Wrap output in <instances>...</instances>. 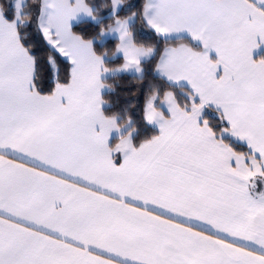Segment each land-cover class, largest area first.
I'll return each instance as SVG.
<instances>
[{
	"label": "snow or ice",
	"instance_id": "obj_1",
	"mask_svg": "<svg viewBox=\"0 0 264 264\" xmlns=\"http://www.w3.org/2000/svg\"><path fill=\"white\" fill-rule=\"evenodd\" d=\"M0 264H264V0H0Z\"/></svg>",
	"mask_w": 264,
	"mask_h": 264
},
{
	"label": "trees",
	"instance_id": "obj_2",
	"mask_svg": "<svg viewBox=\"0 0 264 264\" xmlns=\"http://www.w3.org/2000/svg\"><path fill=\"white\" fill-rule=\"evenodd\" d=\"M97 3L103 2V0H96ZM139 2V0H135ZM83 21L77 23L73 26V30L86 34L88 29L82 28L81 24ZM115 41L110 40L108 42V48L105 49L103 45H96L97 52L103 53L107 51L109 56L106 57V62L110 67L115 68L119 63L122 62V59L117 57L112 59V47L114 46ZM146 78L142 81L141 77L136 74L131 73H120V72H111L105 78L106 84L109 85V88H105L103 91V97L107 104L103 106L105 115H112L114 113H119L123 115L125 111L137 121V127L139 130V135L136 137L134 143L138 145L139 141L143 138L150 137L151 135L158 134V130L152 126H146L141 121V110L144 100V94L148 90L149 83H159L152 76L150 67L146 72ZM163 87V85H161ZM135 105V106H134ZM116 137L113 139L115 141Z\"/></svg>",
	"mask_w": 264,
	"mask_h": 264
},
{
	"label": "crops",
	"instance_id": "obj_3",
	"mask_svg": "<svg viewBox=\"0 0 264 264\" xmlns=\"http://www.w3.org/2000/svg\"><path fill=\"white\" fill-rule=\"evenodd\" d=\"M82 22V21H81ZM78 22H76V21H73V26L75 25V24H77ZM80 23V22H79ZM120 73H123V72H120ZM129 73H131V74H136L135 72H129ZM137 75V74H136ZM104 91V90H103ZM158 130V129H157ZM115 138V135H113V139Z\"/></svg>",
	"mask_w": 264,
	"mask_h": 264
}]
</instances>
